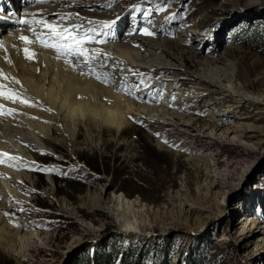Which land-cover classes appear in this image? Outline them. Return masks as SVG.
<instances>
[{"label":"rangeland","instance_id":"374dc122","mask_svg":"<svg viewBox=\"0 0 264 264\" xmlns=\"http://www.w3.org/2000/svg\"><path fill=\"white\" fill-rule=\"evenodd\" d=\"M88 10L105 16L70 26L120 17L126 26L111 41L129 38L139 48L155 41L172 63L143 75L121 70L138 78L127 82L110 68L109 82L123 86L117 92L145 109L132 103L130 125L120 131L88 121L74 140L68 126L53 131V150L19 170L26 181L11 175L21 191L0 187V203L16 198L25 204L19 216L39 225L27 246L16 236L12 250H1L0 264H95L104 254L117 264H166L169 257L183 264L201 254L204 264H264V115L205 95L184 77L203 72L205 62L232 64L245 92L264 95V0H98ZM133 22L139 26L131 31ZM169 91L174 100L162 102ZM238 119L257 130H236ZM112 192L134 200L139 229L120 231Z\"/></svg>","mask_w":264,"mask_h":264},{"label":"bare ground","instance_id":"6f19581e","mask_svg":"<svg viewBox=\"0 0 264 264\" xmlns=\"http://www.w3.org/2000/svg\"><path fill=\"white\" fill-rule=\"evenodd\" d=\"M97 2L98 0H43V2L30 0L23 6L24 14H18V17L6 15V20L0 23V44L3 45L0 47V70L9 78L14 77L20 82L12 83L10 79L4 80L3 77H0V83H7L10 87L23 93L33 105L28 106L0 99V104L6 105L9 109H15L11 115H0V151L22 158L12 162L14 166L0 163V187L4 186L8 189L15 186L21 191V187L17 186V181L13 180L11 175H19L23 181H26L23 176H27V174L22 171L31 170L36 165L34 155L53 150L50 145L53 141L49 137L53 131H61L63 126H68L69 130L66 133L70 140H74L75 131L82 121L120 131L130 125L127 116L132 114V103L138 104L139 109H145L144 105L131 102L128 97L125 98L122 96L123 94L117 92L123 88L117 83L109 82L111 79L107 77V74H110L109 70L112 67H109L108 64L115 67L116 73L120 71L119 74L124 75V82H127V79L138 78L134 76L133 78L130 76L131 73H124L121 70H137L134 72L135 74L143 75L144 70L159 72L170 67V65H166L172 63L169 54H165L162 47L155 41H146L141 44L140 48L134 46L135 43L129 41V38L124 39V43H115L111 40L108 43L97 45L85 43L84 54H89L85 63L83 62L84 57L82 60H77V58L72 60L77 55L65 56L53 48L42 47L39 43L26 45L19 38L27 36L34 39L31 28H35L37 32L48 31L41 29L39 25L21 22L23 20L31 21L33 15L37 19L43 18L50 23L63 26H70L69 22L71 21L72 23H81L86 18L103 19L105 15L103 16L99 11L90 12L88 10ZM61 16L69 18L61 20ZM76 30L82 31L81 29L80 31ZM25 47L35 52L34 59L26 58ZM58 56L59 58H57ZM155 61L157 63H154ZM98 62L103 65L100 66ZM204 65L207 67H204L203 72L196 75L185 73L184 77L190 78L192 83L196 82L201 85V88L207 91L204 93L205 95L215 94L220 99L230 98L231 107L245 106L264 115V95L245 92L237 77V68L232 64L226 66L225 69L212 67L209 62H205ZM29 73L37 74L41 79H37V76ZM167 75L171 74H162L160 80L172 78ZM103 83L111 84L114 89L103 86ZM172 84L170 82V85ZM144 97L136 95L135 98ZM174 97V92L169 91L161 100L162 102L169 99L174 100ZM152 109H156V107H152ZM231 117L237 118L235 114ZM223 120L221 124L225 123ZM240 123L243 122L238 119L236 126L239 129L236 130H242L243 134L257 130V127L252 123ZM226 129L228 131L229 127ZM20 169L22 171H19ZM15 199L9 200L11 205L3 203L4 200L0 203V251L12 250L15 246L13 240L16 236L24 246L32 242L35 237H39L38 231H34L39 229V225L37 226L34 220L26 216L23 218L19 216L20 212L24 214L25 211L21 210L25 204L15 201ZM110 199L111 208L114 210L113 216L120 231L131 232L139 229V221L136 220L133 209L134 200L127 198L121 192H112ZM120 210L130 213L132 217L119 216L117 211ZM242 226L243 224L240 227L241 230Z\"/></svg>","mask_w":264,"mask_h":264},{"label":"snow or ice","instance_id":"6c2138e0","mask_svg":"<svg viewBox=\"0 0 264 264\" xmlns=\"http://www.w3.org/2000/svg\"><path fill=\"white\" fill-rule=\"evenodd\" d=\"M43 2V0H40ZM68 16H61L60 19H67ZM24 24L30 25H39L41 29H47V32L39 31L35 28H31L30 30L33 32L34 39H30L27 36H20L19 38L25 42L26 45L39 43L42 47L45 48H53L58 53H62L65 56L68 55H84L86 49L84 48L85 43H91L95 41V36L91 35L95 31V29H87L83 34H80L76 31V29L81 28L82 25H71V26H63L55 23H50L46 19L35 18L33 15V19L23 20L21 21ZM114 23V22H112ZM108 27V24L104 25ZM144 34L153 35L154 33L144 30ZM102 42V41H101ZM0 47H3L0 44ZM24 53L26 58L34 59L35 52L30 51L28 47H25ZM59 58V56L57 57ZM0 77H3L4 80H11L12 83H20L14 77L9 78L6 74L0 70ZM0 99L10 100L13 103H21L26 104L28 106H33L32 102L29 98L25 97L23 93L19 92L15 88L10 87L7 83H0ZM15 109H9L6 105L0 104V115H11ZM22 158L17 156H12L7 152L0 151V163H8L9 166H14L12 162L19 161ZM51 171V169H49Z\"/></svg>","mask_w":264,"mask_h":264},{"label":"trees","instance_id":"16d2710c","mask_svg":"<svg viewBox=\"0 0 264 264\" xmlns=\"http://www.w3.org/2000/svg\"><path fill=\"white\" fill-rule=\"evenodd\" d=\"M89 168L93 169L90 165H88ZM117 253V252H116ZM204 258L202 257V254L196 258H192V259H185L183 260V264H204ZM171 263V257H169L166 261V264H170ZM95 264H117L115 260H113L111 257H109L108 254H104L103 256H101ZM154 264H163L161 261L158 262V260L155 261Z\"/></svg>","mask_w":264,"mask_h":264}]
</instances>
